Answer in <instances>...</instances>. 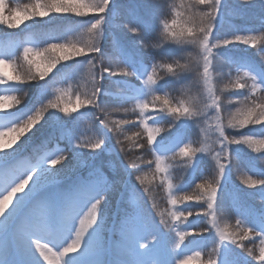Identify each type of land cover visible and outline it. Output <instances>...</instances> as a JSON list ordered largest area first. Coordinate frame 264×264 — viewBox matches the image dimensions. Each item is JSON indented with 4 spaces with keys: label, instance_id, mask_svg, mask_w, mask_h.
I'll return each mask as SVG.
<instances>
[{
    "label": "snow or ice",
    "instance_id": "obj_1",
    "mask_svg": "<svg viewBox=\"0 0 264 264\" xmlns=\"http://www.w3.org/2000/svg\"><path fill=\"white\" fill-rule=\"evenodd\" d=\"M115 4L116 0H36V3L21 9L6 0H0V25H6L8 29H19L27 20L53 15L88 18L87 25L80 30L88 36L83 43L65 39L63 42H48L41 50L24 46L22 51L17 50L15 54L11 49L0 52V66L12 65L21 60L27 65L26 73L11 79L0 73V86L9 89L8 93L0 94V100L3 101L0 104V118L4 121L0 123V264H190L192 260L198 264H264V203L259 208L242 204L234 210L236 219L233 231H229L228 226L218 227L221 193L225 182L231 178L234 159L237 166L242 164L241 150L247 146L257 154L256 159L264 161V102L259 95L264 93V63L249 64L244 75L232 84L236 90V103H242L243 107L236 108L226 123L221 115L223 108L220 96L216 95L212 86V73L215 71L218 53L236 44L253 48L259 44V51L264 52V34H236L239 31L237 29L230 36H219L224 23L223 0H195L196 10L189 17L193 25L181 27L179 32L173 30L178 25L176 19H172L171 24L165 21V36L195 47L203 60L206 91L201 93L199 102L189 99L175 103L163 93V85L154 77V73L141 69L140 57L144 53V45H137L138 51L134 52L124 49L112 53L106 50L105 25L109 11L111 16L115 11ZM251 4L252 0H238L240 7ZM156 7L152 6V16L129 21L123 25V29L134 38L142 39L149 30L145 23H155ZM260 15L264 18V0H260ZM259 31L264 33V24H261ZM78 58H85L82 66H92L91 88L82 94L77 93L71 108L68 106L71 101H63L65 93L57 95L55 99H48L47 104L39 108L35 106L39 102L35 96L31 103H26L30 92L28 86L49 81L59 65ZM106 59L113 60L117 68L114 69L111 64L106 65ZM166 67L168 72H173L171 64ZM179 67L187 68V65ZM176 75L180 78L179 73ZM129 76H135L139 83L136 88L128 90V96L122 104L135 102L133 112L139 110L138 124L146 134L147 151L155 157L154 161L147 162V167L151 168L154 163L155 173H167L164 161L169 154L175 156L177 153L176 150H170L169 146L174 137L164 134L175 129L181 121L199 124L209 113L216 116L214 132L215 145H218V148L213 146L211 150L216 151L218 156L223 153V156L215 161V175L212 179L196 184L199 190L196 195L171 197L172 185L168 183V203L174 208L178 203L184 205L171 212V231L155 224L154 219L149 221L143 208L133 204L123 210L122 217L111 229L115 239H110L105 235L102 224L104 206L113 195L119 199L139 191L135 181H141V177L135 175L133 180L134 172L140 169L135 164H125L115 148L112 149V157L104 155L109 148L106 141L111 129L107 119L100 118L97 113L102 110L104 97L111 95L105 88L108 80L115 78L114 82L125 89L128 84L126 78ZM21 85L26 87H19ZM49 87L50 82L38 92L41 100L49 94ZM85 109L92 111L82 112ZM75 113H81L79 119L73 117ZM153 115L156 119H153ZM161 117L166 118L167 128L154 126L160 123ZM49 118L52 119V127L47 130L48 135L67 129L71 143L80 124L87 120L98 138L86 143L77 141L75 147L66 149L67 156L56 155L55 158L21 162L24 146L41 132L44 127L41 121L47 123ZM126 123L132 126L137 124L135 121L121 120L116 126L119 128ZM135 135L140 136L141 133ZM136 147L144 149L142 143H137ZM85 148L90 149L84 153L90 161L87 174H77L74 179L68 178L65 181L58 180L59 170L50 166L60 164L63 168L77 149ZM205 151L204 147L183 143L178 154L192 161L191 167L195 168ZM99 158H103L104 162L97 165L96 160ZM258 175L259 178L255 179L249 175L243 183L247 189L259 191L260 199L264 202V166L260 167ZM191 203H196L202 211L190 210ZM83 207L88 210L81 218ZM200 216L208 222L197 230L191 218ZM179 222H184L182 228L178 227ZM164 223L161 220V224ZM153 224L155 234L144 239ZM172 231L175 233L174 248L168 246L173 238ZM161 236L162 242L159 247H155ZM257 239L260 241L258 251L255 247H247L246 241L254 244ZM188 244L195 245L191 255L184 252ZM150 246L153 247L152 257L147 260L136 258Z\"/></svg>",
    "mask_w": 264,
    "mask_h": 264
},
{
    "label": "trees",
    "instance_id": "obj_2",
    "mask_svg": "<svg viewBox=\"0 0 264 264\" xmlns=\"http://www.w3.org/2000/svg\"><path fill=\"white\" fill-rule=\"evenodd\" d=\"M12 1L15 4L14 6L23 9L28 4V6H30L32 3L31 1L33 0ZM223 3L225 5L224 15L222 17L224 23L218 33L219 36L222 37L228 33L231 34L237 29H239V31L236 33L242 35L260 36L264 34L259 31L261 24H264V18L260 15V2H256L247 7H240L235 0H223ZM153 5L157 6L154 11V15L156 17L155 23H145V27L149 30L144 33L143 38H129L131 33L126 31L128 33L126 36L127 38L121 41L119 38L120 36H117V31L123 29V25L129 21L135 22L137 20H143L146 16H152ZM113 7L115 11L112 16L111 10L109 11L108 24H106V28L108 30V34L104 41L106 50L112 53H116L118 51V47H125L124 49L128 50V47L130 46V43L127 42L128 39H130L129 41L132 40L131 42L137 45H144V53H141L142 56L140 57L141 69L147 73H154V77L163 85L164 94L168 95L170 99L174 100V102L177 100L180 102L185 96L193 95L195 92L197 93V91H199L198 87L201 81L202 57L198 56L197 49L195 47L179 43L176 39L171 37H166L163 31V23L166 21L171 24L172 19H176L178 21V25L173 29L176 32H179L181 27H191L193 22L189 19V17L191 12L196 10L195 0H116V4ZM86 21H88L86 18L58 17L53 15V18L46 23L40 22L29 26H25L27 24H24L23 26L25 27L15 30L8 28L0 29V37L18 39L21 35H29L32 37L35 45L38 46L39 49H43L47 46L48 42L64 38L66 34L75 30L79 24ZM253 29H256V31H253ZM259 48L260 45L257 44L255 48H252L249 51H244L243 53L231 51L229 54L232 59L227 58L225 61H219L216 59L215 71L213 74H217L218 78L213 79V83L216 86L218 94H225V92L222 91L223 85H226V80L221 74V70L223 71L222 66L224 67L227 65L230 60L233 61L236 56L242 57L243 60L259 64L258 56H262V54H264L259 51ZM136 50H138V48ZM105 64H111L113 67L115 62L111 59H106ZM169 64L173 67V72L171 73L167 71L166 67ZM179 65H187V68H180ZM197 67H199V71H197ZM176 73L180 74V78L177 77ZM131 84L132 83L128 82L125 89H122L119 85H116L115 90L106 88L111 95L104 97L101 102L102 110L98 111L97 115H99L102 119L106 118L108 121L109 128L111 129L109 139L107 140L109 145H111L112 148H115V152L119 154V157L125 164H135L137 168L140 169V171L134 172L133 180L135 175H139L141 177V181H135L139 189L138 192L142 198L140 202L141 207L146 211V214L151 217H157V214L154 213L155 208L149 207L144 195V187H146V185L145 182H142V180L146 178L147 175L151 176V168L147 167V162L150 160L153 161V159L151 153L147 151L146 137L141 126L138 124L139 110L133 112V108L135 106L134 102L122 104V101L128 96V90L132 88ZM37 86L38 85L33 84L30 87L33 91H35ZM33 97L34 93L32 92L26 103H31L33 101ZM117 97L120 98L119 101L116 100ZM229 105L231 107L243 106L242 103L237 104L236 102ZM224 107L226 106L223 104L222 108ZM222 113L225 112L222 111ZM45 115H47V113ZM223 117L228 119L230 116ZM160 119V123L154 126L167 128L168 125L166 123V118L161 117ZM121 120L130 122L135 121L137 124L136 126H132L131 123H126L117 128L116 125ZM41 124L44 125L43 129L37 134V137L33 138L32 142L24 146L25 151L22 157L34 159L36 156L46 153L49 154L54 150L56 144L60 145L59 147L66 148V142L64 139L66 129L63 131L53 132L51 135H48L47 130L51 129L52 120L47 123H44L42 120ZM121 129H123L122 132ZM188 130L189 128H187L185 122L181 121L175 129L164 134L168 137H174V139H171L169 142L170 150L178 148L177 142L180 140V135L183 138L188 137ZM135 133H141V135L136 136ZM128 137H131V139H128ZM137 143H142L144 145V149L142 150L137 148ZM64 154L65 153H61L60 155ZM32 162H35V160ZM84 167V170L80 172L77 171L76 173H70L66 178L61 179V181H65L68 178L74 179L77 174L86 175L87 173H85V171H87V164H85ZM212 167V163H210L209 169L205 170L206 178L201 182L210 181L212 176L215 175L214 173L209 172ZM249 167V164L246 162L237 166L236 161V163L233 164L231 176L234 174L237 176L240 168L246 169ZM172 169L174 182L183 185V182L185 181L181 179L182 177L179 174L181 168L177 162H172ZM234 189L235 187H232V191ZM115 199L116 198L114 197L113 200ZM253 206L255 205L253 204ZM120 207L119 213L121 214H123V210L125 208H129L124 205ZM112 211H114V209ZM115 214L117 216V211ZM203 219L205 218L203 217L202 220ZM105 235L107 236L108 233L105 232Z\"/></svg>",
    "mask_w": 264,
    "mask_h": 264
},
{
    "label": "rangeland",
    "instance_id": "obj_3",
    "mask_svg": "<svg viewBox=\"0 0 264 264\" xmlns=\"http://www.w3.org/2000/svg\"><path fill=\"white\" fill-rule=\"evenodd\" d=\"M6 2L10 3L12 6L15 4L13 3L12 0H6ZM33 3H36V0L31 1ZM235 2L238 3V0H235ZM256 2H260V0H252V4ZM13 3V4H12ZM30 4V5H31ZM29 5V4H28ZM27 5V6H28ZM16 7V6H14ZM29 11H31L29 7ZM18 15H22V13H18ZM53 16L50 17H45L43 19L36 18L35 20H27L25 21L24 24H27L25 26H29L31 24H38V23H46L49 22ZM88 20V18H86ZM88 21L79 24V26L66 34V36L59 41L63 42L65 39L67 40H74V41H79L81 43L87 41L88 36L85 32L80 31L83 27L87 25ZM24 24H21L19 29L25 27L23 26ZM106 24H108L106 22ZM0 29H7L6 25H0ZM105 29L108 34V30L105 25ZM13 30V29H11ZM15 30V29H14ZM117 36H120V40H125L127 37V32L124 31V29H120L117 31ZM237 34V33H236ZM230 36L231 34L228 33L226 34ZM224 35V36H226ZM222 36V37H224ZM129 38H134L133 35L131 34ZM0 52H4L8 49H11V51L15 54L17 50L22 51L24 46L32 47L37 50L39 49L38 46L35 45L34 41L32 40V37L29 35H21V37L13 38V39H8L6 37L1 38L0 37ZM130 39L127 40V42L130 43V46L128 47V50L130 52L133 51H138L137 49V44L132 43L129 41ZM135 40V39H134ZM105 41V40H104ZM125 48V47H124ZM123 48V50H124ZM136 48V49H135ZM253 47L251 46H245L241 44H236V45H230L229 48L221 53H218L217 55V60L219 61H225L227 58L232 59L230 54L231 51H238L239 53H243L244 51H249ZM118 51H121V48L118 47ZM264 53V52H263ZM226 58V59H225ZM259 58V64L264 63V54L262 56H258ZM36 59H39L37 57ZM85 58H78L76 61H70L67 63H64L62 65H59L57 70L52 74V78H49V81L43 82L41 85L37 86V89L33 91V89L30 87V95L29 98L32 94L34 93L35 99L39 101L36 103V107L39 108L41 107L42 104H47L48 99H55L57 95H60L61 93H65L63 96V101L65 103H68L71 101V103H68L69 108L72 107V104L75 103V95L77 93H83L85 91H90L91 88V74L93 72L92 66L85 64L82 66L83 61ZM249 64H253V62H249L248 60H243L242 57L236 56L233 61H229L227 65H225L223 68V71L221 70V74L226 80V85H223L222 91L225 92V94H218L216 91V86L213 83V88L215 90L216 95L220 96L221 99V104L225 105L226 107L223 108V112L221 113L222 116H231L235 111L236 108L240 106H233L231 107L229 104H232L236 102L237 96L235 95L236 90L232 87V84L240 77L244 75V72L246 71V68ZM123 65H120L122 67ZM113 68H117V64L115 63ZM27 72V65L24 64V62L21 60L19 63H13L12 65L8 66H0V73H2L6 78L11 79L15 75H23L24 73ZM213 79L218 78V75H214L212 73ZM128 82L132 83L131 89H134L137 87L139 81L135 76H129L126 78ZM146 79V76H145ZM115 78H111L108 80V82L105 84V88H110L114 89L116 88V83L114 82ZM50 82V87L48 88V95L44 97L42 100L38 94V92L45 87L47 83ZM249 85L251 84V81H248ZM21 88L25 87L23 85L19 86ZM130 89V90H131ZM199 91L193 95H188L185 96L180 102L177 100L175 103H181L185 102L189 99L196 100L199 102L201 98V93L205 92L206 90L204 89V82H203V61H202V71H201V81L200 85L198 87ZM9 92V89L5 86H0V94H6ZM260 95V100L264 102V93L259 94ZM28 98V99H29ZM149 101L151 100V97L148 98ZM225 102H223L222 101ZM242 99V98H241ZM135 103V102H134ZM243 107V106H242ZM92 110L91 109H85L82 110V112H87L90 113ZM58 115H62L59 114ZM81 116V113H75L73 114V117L76 119H79ZM153 119H156L155 115L153 116ZM52 119L49 118L48 121H51ZM3 119L0 118V123H3ZM227 122V119H225V123ZM187 125V128L189 130L187 131V136L186 138L180 137V140L177 142L178 148H176V155L173 156L172 154H169L168 158L164 161V166L168 168L167 173H155V164L153 163V166L151 167V176H148L142 180V182H145L146 187H144V195L146 197V202L148 203L149 207L155 208V212L157 214V217H151L150 215L146 214L145 210L144 213L146 217L149 219V221H152L153 219L155 220V224L160 225L161 228H164L166 231H171L172 230V225L173 221L171 220V212L176 211L177 209H180L184 207L183 204L178 203L175 208L168 203V200L170 199L169 196V191H168V183L170 182L172 185L171 188V197H182L184 195H196L198 193V189L196 188V184L201 183L202 180H204L206 177L205 170L209 169L210 163H212V168L209 170V172H214L215 168V161L216 159H219L220 157L223 156V153H220L219 156L217 155L216 151H212V147L215 146L218 148V145H215V124H216V116L213 113H209L206 119L202 120L199 124H190L188 122H185ZM142 128V127H141ZM184 129V128H183ZM143 130V128H142ZM229 131H233L229 129ZM65 135V146L66 148H59L57 147L54 149V151L50 152L49 154H42L39 156H36L34 159L26 158V157H20V161H33V160H38L41 158H46V157H51L55 158L56 155H60L61 153H65L64 155L67 156L68 152L66 151L67 148L70 147H75L77 144V141L79 142H89V141H95L97 137L96 131L93 129L92 125L90 122L87 120H84L83 123L80 124L79 130L75 135V138L71 140V143H69L68 140V131L66 129ZM146 137V134H144ZM190 144L193 147H204L206 149L205 153L203 154V158L201 161L197 164L195 168H192V161L186 160V158L181 157L178 152H179V147L183 146V143ZM108 143V141H106ZM170 146V145H169ZM176 146V147H177ZM234 148H237V146H234ZM112 146L109 145V148L105 150V156L106 157H112ZM239 150V149H237ZM90 151V149H77V152L72 156V158L68 161L66 165H64L63 168H61V165L58 164L57 166H50L54 167L55 169L59 170L57 173V179L61 181V179L66 178L70 173H76L77 171L80 172L84 170L85 164H89L90 161H88L85 158L84 153ZM210 153V154H209ZM152 159L153 161L155 160V157L153 154ZM257 156L256 153L252 151L251 148H248L247 146H244L243 149L241 150V157L243 162H246L249 164V168H240L238 170L237 176L234 174L231 176L229 181L225 182V187L223 192L221 193V198H222V204H221V211H220V220L218 223V227L224 228L228 226L229 231H233L235 229V216L233 215L234 210L238 209L242 204H248L249 206L259 208L261 206L262 200L260 199V192L259 191H254L247 189L246 186L244 185V180L249 176L252 175L253 178H259V169L261 166H264V161H261L259 159H256L255 157ZM177 162V164L180 166V171L179 174L182 177L181 179L184 180L183 185H180L178 183L174 182L173 175H172V162ZM103 158H99L96 160V164L100 165L102 164ZM223 162V161H221ZM236 163V160L234 159L233 164ZM46 166H48L46 164ZM87 173V171H85ZM205 173V174H204ZM232 187H235V189L232 191ZM256 192V193H254ZM116 198L113 200V198ZM229 198H233L236 201V205H232L229 202ZM141 195L139 194L138 191L133 193L131 196L128 197H122V198H117L115 195H113L110 199V202L104 206V221H102V224L104 226L105 232L108 233V237L110 239H115V237L112 236L111 234V229L115 227V225L118 223L119 219L122 217V214L119 213V209L121 208L120 206L124 205L126 207H131L133 204H139L141 206ZM187 203V202H185ZM253 204L255 206H253ZM90 207V205H88ZM190 210L192 211H202L199 206L196 203H191L189 205ZM114 209V211H112ZM147 209V208H146ZM88 208L83 207L82 212H81V218H83V215L87 213ZM116 211H117V216H116ZM163 214V215H161ZM203 216L200 217H193L191 218V223L199 230L200 227L205 226L208 222V220L205 218L203 219ZM161 220L165 221L164 224H161ZM79 221L77 220V225ZM184 222H179L178 227H183ZM155 234V225H151L149 228V231L145 233L144 239H147L149 235H154ZM172 239L169 241V247L174 248L175 245V233L172 231ZM162 236L160 237V240L157 242L155 247H159V243L162 242ZM256 242L250 243V242H245L247 247H255L258 251L259 246H260V241L257 239L255 240ZM210 244V239L208 241ZM193 250H195V245L193 244H188L184 248V252L191 255ZM153 247L150 246L149 249L144 253L136 257L137 259H142V260H147L150 257L153 256ZM190 264H198L196 260L190 261Z\"/></svg>",
    "mask_w": 264,
    "mask_h": 264
},
{
    "label": "clouds",
    "instance_id": "obj_4",
    "mask_svg": "<svg viewBox=\"0 0 264 264\" xmlns=\"http://www.w3.org/2000/svg\"><path fill=\"white\" fill-rule=\"evenodd\" d=\"M3 103V101L2 100H0V104H2Z\"/></svg>",
    "mask_w": 264,
    "mask_h": 264
}]
</instances>
